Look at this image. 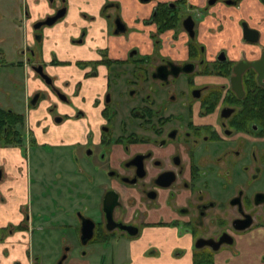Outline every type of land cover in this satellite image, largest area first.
I'll return each instance as SVG.
<instances>
[{
	"label": "flooded vegetation",
	"instance_id": "obj_1",
	"mask_svg": "<svg viewBox=\"0 0 264 264\" xmlns=\"http://www.w3.org/2000/svg\"><path fill=\"white\" fill-rule=\"evenodd\" d=\"M45 1L50 12L33 20L20 0L0 2V10H11L21 40L11 50L0 41V146L18 148L28 181L32 172L22 144L33 150L64 148L70 169L63 176L74 177L79 186L47 187V194L52 190L63 197L52 207L38 192L37 210L29 203L28 185L22 218L0 228V243L24 232L29 264H42L56 253V264H63L70 248L64 244L56 251L59 241L52 239V225L62 220L81 246L120 242L125 254L144 230L166 228L175 230L177 239H191L193 258L203 255L201 264H212L225 245L212 251L205 244L195 247L197 241L222 236L233 242L263 225L264 187L250 192L243 185L264 178V0H203L201 5L138 0L142 5L156 1L141 21L149 28L148 49L130 48L124 58H110L107 48H98L97 60L75 64L94 82H76L70 96L61 87L67 82L58 85L52 73L54 54L45 59L42 51L43 30L63 19L66 6L64 0L58 7ZM117 6L105 2L100 10L109 37L126 33L119 14L107 13ZM62 9L60 19L43 25ZM114 19L123 32L114 33ZM85 37L81 31L76 41L84 43ZM96 82L100 92L78 105L79 90L96 92ZM56 104H65L72 114L60 115ZM40 107L46 114L42 120L52 125L84 120L83 136L74 130L69 143L38 144L28 117ZM106 205L111 206L108 218ZM243 225V231L235 230Z\"/></svg>",
	"mask_w": 264,
	"mask_h": 264
},
{
	"label": "crops",
	"instance_id": "obj_2",
	"mask_svg": "<svg viewBox=\"0 0 264 264\" xmlns=\"http://www.w3.org/2000/svg\"><path fill=\"white\" fill-rule=\"evenodd\" d=\"M7 1L9 0H0V2ZM61 1L63 0H54L53 7H58ZM190 1L197 5L203 3V0ZM20 2L25 4L30 20L50 12L45 0H20ZM105 2L118 4L116 8L107 10V13L119 14L126 26L125 34L108 36V21L100 16V10ZM155 3L156 1L142 5L138 0H64L66 11L63 19L42 32L44 58L48 59V55L53 53L56 61L57 66L52 70L56 82L58 85L67 82V85L61 86L63 92L70 96L76 82L92 85L94 79L85 78L88 70H80L75 64L97 60L98 48H107L110 58H124L130 48H137L141 53L145 52L151 40L148 38L149 28H146L141 21L149 16ZM10 11L8 8L0 10V41L3 47L9 50L12 44L21 43L20 37L15 36V26ZM30 20L26 21V24ZM81 31H86L84 43L76 41ZM200 33L202 35V32ZM102 73L103 71H99L98 78H101ZM94 87L96 92L88 91L85 87L79 90L78 105L83 106L82 102L90 101L91 97H95L100 92L97 82ZM56 112L60 115L72 114L71 109L65 104H56ZM45 115L40 107L37 112H32L31 118L28 117V123L38 144H52L59 139L64 144L69 143L67 135L74 130L79 131L80 137L83 136L84 120H78L72 125L67 121L60 125H52L49 121L42 120ZM35 121H39L37 126H33ZM45 127L51 130L47 133L43 132ZM0 171V228H2L7 224L16 225L20 222L21 207L28 201L27 167L18 148L0 146ZM174 231L166 228L144 230L139 239L130 243L128 251L124 254V264H194L191 239L186 237L177 239ZM27 244L28 237L24 232H14L8 236L0 243V264H29L24 257ZM212 264H264V224L235 236L231 244L215 252Z\"/></svg>",
	"mask_w": 264,
	"mask_h": 264
},
{
	"label": "rangeland",
	"instance_id": "obj_3",
	"mask_svg": "<svg viewBox=\"0 0 264 264\" xmlns=\"http://www.w3.org/2000/svg\"><path fill=\"white\" fill-rule=\"evenodd\" d=\"M4 102V100H3ZM0 107L3 105L0 103ZM61 128V127H59ZM59 132V131H57ZM23 149L27 148L26 160L30 164V181H28L29 185V203L32 207L39 208V200L41 198L38 196V192H43V195H47L49 202L52 205L55 202H58L60 199L63 200V197L60 193H56L51 190V193L47 194V187H51L52 185L63 187L64 189H69L70 187L79 186L78 180L74 177L71 179L68 176H63L67 174L70 169L69 163L64 159L66 157V150L64 148L58 149H28L27 145L22 144ZM22 149V150H23ZM22 154V153H21ZM40 155V156H37ZM21 156V155H20ZM23 157V155H22ZM40 168V171H36ZM46 177V180L42 178ZM68 177V178H67ZM263 178V175H262ZM259 181L249 182L248 184H244V189L246 190L249 186V191H253L255 188L261 189L264 187V178ZM71 181L70 185L68 184ZM245 183V182H244ZM69 187H68V185ZM261 186V187H260ZM41 188V190H40ZM80 187H76L79 190ZM264 189V188H263ZM21 192L20 189H18ZM17 190V191H18ZM68 191V190H67ZM76 192V191H75ZM77 193V192H76ZM60 200V201H61ZM62 202V201H61ZM94 204V201H90L89 203ZM38 207V208H37ZM42 217V216H40ZM43 219V218H42ZM62 224H56L52 226L55 227L54 235L52 236L53 241H59L58 249L56 251H61V246L65 244L69 246L70 250L67 254V257L63 264H119L120 262H124L125 253L121 251L122 243H102V242H92L88 245L81 246L78 242L74 240V232L70 231L69 228L63 226L66 223L64 220L61 222ZM121 245H118V244ZM58 253L53 255L50 259L42 264H56L58 259Z\"/></svg>",
	"mask_w": 264,
	"mask_h": 264
},
{
	"label": "water",
	"instance_id": "obj_4",
	"mask_svg": "<svg viewBox=\"0 0 264 264\" xmlns=\"http://www.w3.org/2000/svg\"><path fill=\"white\" fill-rule=\"evenodd\" d=\"M140 1L146 2L148 0H140ZM63 12H64L63 9L58 11V12H56L54 16L50 17L47 21L43 22V25H45V26L52 25L53 23H55L58 19H60L62 17ZM113 24L115 26V31H114L115 34L124 31V26L122 25V23L118 19H114ZM184 26H185V29H186L188 35L191 37L192 36V32L190 30V24H189L188 20L184 22ZM253 68H255V70L258 72L256 66L253 65ZM259 76L260 75L258 74L257 77L259 78ZM112 199H113V197L111 196V201H112ZM110 207H111L110 205L109 206H107V205L105 206V208L107 209V211H106V217L107 218H108V211H109ZM245 228H247V225H243L240 228H235V230L240 232V231H243ZM130 234L133 235L134 232L133 233L131 232ZM231 242H232V239L230 237L229 238L226 237V239H224L221 236L216 242H199V241H197L194 246L199 248V247H202L205 244L208 247H210V249L212 251H216V250H218L220 245H229V244H231Z\"/></svg>",
	"mask_w": 264,
	"mask_h": 264
},
{
	"label": "trees",
	"instance_id": "obj_5",
	"mask_svg": "<svg viewBox=\"0 0 264 264\" xmlns=\"http://www.w3.org/2000/svg\"><path fill=\"white\" fill-rule=\"evenodd\" d=\"M0 131H1V128H0ZM204 261H206V258L203 255H200V257H194V264H201Z\"/></svg>",
	"mask_w": 264,
	"mask_h": 264
}]
</instances>
